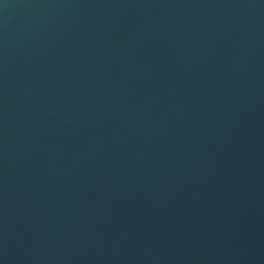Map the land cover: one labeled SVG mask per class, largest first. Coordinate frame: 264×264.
I'll return each instance as SVG.
<instances>
[{
    "label": "water",
    "instance_id": "obj_1",
    "mask_svg": "<svg viewBox=\"0 0 264 264\" xmlns=\"http://www.w3.org/2000/svg\"><path fill=\"white\" fill-rule=\"evenodd\" d=\"M0 264H264V0H0Z\"/></svg>",
    "mask_w": 264,
    "mask_h": 264
}]
</instances>
